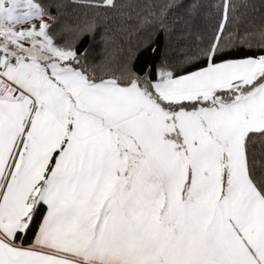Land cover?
<instances>
[{
    "label": "snow or ice",
    "instance_id": "snow-or-ice-1",
    "mask_svg": "<svg viewBox=\"0 0 264 264\" xmlns=\"http://www.w3.org/2000/svg\"><path fill=\"white\" fill-rule=\"evenodd\" d=\"M0 264H264V0H0Z\"/></svg>",
    "mask_w": 264,
    "mask_h": 264
},
{
    "label": "trees",
    "instance_id": "trees-1",
    "mask_svg": "<svg viewBox=\"0 0 264 264\" xmlns=\"http://www.w3.org/2000/svg\"><path fill=\"white\" fill-rule=\"evenodd\" d=\"M65 2H67V3H70V2H71V0H65Z\"/></svg>",
    "mask_w": 264,
    "mask_h": 264
}]
</instances>
